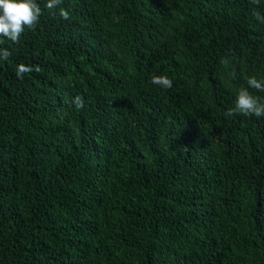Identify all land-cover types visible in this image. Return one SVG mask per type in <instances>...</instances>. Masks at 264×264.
Returning a JSON list of instances; mask_svg holds the SVG:
<instances>
[{"label": "trees", "instance_id": "obj_1", "mask_svg": "<svg viewBox=\"0 0 264 264\" xmlns=\"http://www.w3.org/2000/svg\"><path fill=\"white\" fill-rule=\"evenodd\" d=\"M36 2L0 37V264H264V117L225 116L264 0Z\"/></svg>", "mask_w": 264, "mask_h": 264}, {"label": "clouds", "instance_id": "obj_2", "mask_svg": "<svg viewBox=\"0 0 264 264\" xmlns=\"http://www.w3.org/2000/svg\"><path fill=\"white\" fill-rule=\"evenodd\" d=\"M62 0H47L45 7L49 10L57 9ZM250 3L259 5L260 0H250ZM59 16L64 20L70 19L68 10L59 8ZM257 20L264 22V16L253 13ZM43 15L40 5L36 0H0V37L19 44L25 29L35 30ZM11 56L8 48H0V59L7 60ZM224 63V61H222ZM32 71H40L39 66L31 67L25 64L17 65L16 77L23 79L24 74ZM152 84L163 88H171L172 80L165 75H152ZM248 87H240L237 91L234 104L225 112L226 117L234 115L264 117V102L254 96L249 88L264 92V80H258L255 76L247 79ZM76 108H83L84 101L80 96L74 98Z\"/></svg>", "mask_w": 264, "mask_h": 264}]
</instances>
